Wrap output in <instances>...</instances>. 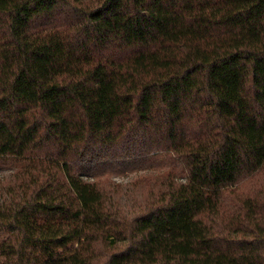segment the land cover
<instances>
[{"label": "trees", "instance_id": "16d2710c", "mask_svg": "<svg viewBox=\"0 0 264 264\" xmlns=\"http://www.w3.org/2000/svg\"><path fill=\"white\" fill-rule=\"evenodd\" d=\"M0 264H264V0H0Z\"/></svg>", "mask_w": 264, "mask_h": 264}, {"label": "rangeland", "instance_id": "374dc122", "mask_svg": "<svg viewBox=\"0 0 264 264\" xmlns=\"http://www.w3.org/2000/svg\"><path fill=\"white\" fill-rule=\"evenodd\" d=\"M126 174H127V172L125 174H122V175H117V176H115V179H117L119 181H122V180L127 181L134 176L133 173L127 174V175Z\"/></svg>", "mask_w": 264, "mask_h": 264}]
</instances>
